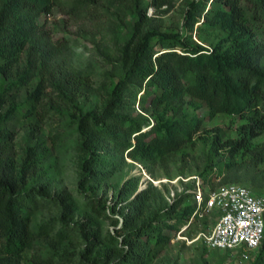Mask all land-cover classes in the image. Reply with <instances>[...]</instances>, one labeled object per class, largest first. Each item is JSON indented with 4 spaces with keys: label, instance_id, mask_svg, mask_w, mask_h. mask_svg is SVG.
<instances>
[{
    "label": "trees",
    "instance_id": "obj_1",
    "mask_svg": "<svg viewBox=\"0 0 264 264\" xmlns=\"http://www.w3.org/2000/svg\"><path fill=\"white\" fill-rule=\"evenodd\" d=\"M167 4L172 5L170 0H0V264H24L30 250L36 264H152L195 212L194 180L158 209L152 206L165 198L162 190L152 182L138 190V180L127 181L112 205L91 200L92 211L119 214L120 235L112 247H92L82 228L87 246L78 261L68 251L44 257L38 242L58 247L77 237L72 203L63 191L52 195L42 173L48 147L41 125L65 104L78 111L83 188L93 190L107 178L105 153L164 164L210 133V156L197 174L205 190L240 183L264 195V143L256 142L264 133V0H188L186 33L150 27L149 9L160 12ZM114 6L112 14L123 25L128 14L136 17L119 49L123 74L106 90L101 109L84 112L80 100L92 92L91 76L74 66L69 41L55 39L40 18L59 7L99 24ZM210 31L216 41L202 37ZM197 100L208 106V117L188 112V103ZM25 105L38 119L31 129L34 144L20 152L9 123ZM220 113L241 120L237 137H227L218 126L206 128V120ZM44 209L57 213L34 226V214ZM256 255L253 264H264V238Z\"/></svg>",
    "mask_w": 264,
    "mask_h": 264
},
{
    "label": "rangeland",
    "instance_id": "obj_2",
    "mask_svg": "<svg viewBox=\"0 0 264 264\" xmlns=\"http://www.w3.org/2000/svg\"><path fill=\"white\" fill-rule=\"evenodd\" d=\"M148 0H145L147 2ZM188 0H170L171 7L163 6L160 12L149 9L151 17L150 27L159 26L166 32L186 33L184 26V11ZM169 7V8H168ZM116 7H112L110 13L104 12L102 22L97 24L91 21L76 19L65 14L59 7H55L49 17H41L40 22L47 21L55 39H67L72 48V62L74 66L91 76L93 89L88 98L81 99L80 105L84 112L99 110L104 103V95L119 80L123 74L118 61L119 49L130 35V30L136 17L128 14L123 25L112 14ZM166 9H168L166 11ZM202 37L208 41H216L215 31L202 32ZM194 38L201 41L194 32ZM155 41V40H154ZM209 46V44H207ZM36 80L32 84L35 86ZM191 101V97H187ZM190 115L208 117V106L197 100L196 104L188 103ZM28 106H23L9 126L16 133V147L22 152L27 145H33L31 129L37 121V116L28 115ZM78 111L65 104L64 108L55 107L49 112L48 119L41 123L42 135L48 147L47 155L43 161V176L52 186V195L56 191H63L67 199L74 207V215L71 224L76 230L77 237L73 241H66L63 246L55 247L48 242H38L40 251L47 257L58 251L75 253V262L79 260L81 252L87 246L82 228L86 230L92 247L103 249L112 247L116 238L120 235L118 228L121 226L119 214L106 211L97 213L92 211L91 200L99 202L106 207L113 204L117 193L127 181L130 185L139 181L138 190H142L152 182L154 188L162 190L164 199L158 198L153 204V209L164 207L173 202L177 193L187 188L193 175L201 174L204 162L210 156L208 139L210 133H204V137L196 139L183 151L170 157L164 164H143L127 156L121 157L116 151L105 153V165L107 178L104 182L95 185L94 189L80 186L79 162L80 155L78 144L80 133L76 115ZM241 120L227 113H220L210 120H206V128L220 127L227 137H237V127ZM257 143H264V133L257 138ZM155 173V175L152 174ZM151 177L154 181L150 180ZM165 184V185H163ZM56 210L50 212L46 209L34 214L33 225L48 220L56 215ZM217 213H210L205 217H195L187 227H183L171 240L170 244L153 260L152 264H253L256 259V250L234 249L221 250L207 247L198 239L201 231L209 229L216 222ZM191 220V219H190ZM34 250L25 253L24 264H36ZM78 256V257H77ZM77 257V258H76ZM59 264H66L60 262Z\"/></svg>",
    "mask_w": 264,
    "mask_h": 264
},
{
    "label": "built area",
    "instance_id": "obj_3",
    "mask_svg": "<svg viewBox=\"0 0 264 264\" xmlns=\"http://www.w3.org/2000/svg\"><path fill=\"white\" fill-rule=\"evenodd\" d=\"M189 179L195 182L192 192L196 203L190 222L195 217L217 213L215 224L201 231L198 239L212 249L252 251L260 247L264 238V195H257L240 183L209 187L206 191L201 176L183 180Z\"/></svg>",
    "mask_w": 264,
    "mask_h": 264
}]
</instances>
